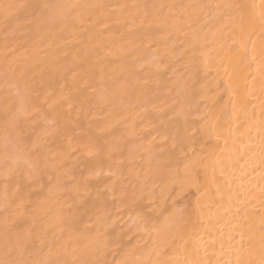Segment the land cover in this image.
<instances>
[{"label": "bare ground", "instance_id": "obj_1", "mask_svg": "<svg viewBox=\"0 0 264 264\" xmlns=\"http://www.w3.org/2000/svg\"><path fill=\"white\" fill-rule=\"evenodd\" d=\"M0 264H264V0H0Z\"/></svg>", "mask_w": 264, "mask_h": 264}]
</instances>
